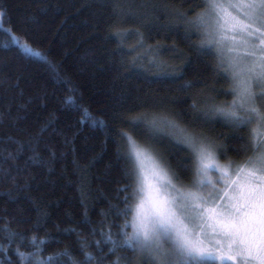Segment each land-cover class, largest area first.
Masks as SVG:
<instances>
[{
  "label": "trees",
  "instance_id": "trees-1",
  "mask_svg": "<svg viewBox=\"0 0 264 264\" xmlns=\"http://www.w3.org/2000/svg\"><path fill=\"white\" fill-rule=\"evenodd\" d=\"M207 11L206 0H0V264H148L126 242L129 136L181 184L194 158L177 129L221 161L252 155L250 128L214 112L232 94L206 47Z\"/></svg>",
  "mask_w": 264,
  "mask_h": 264
},
{
  "label": "snow or ice",
  "instance_id": "snow-or-ice-1",
  "mask_svg": "<svg viewBox=\"0 0 264 264\" xmlns=\"http://www.w3.org/2000/svg\"><path fill=\"white\" fill-rule=\"evenodd\" d=\"M207 4L216 43L237 53L233 58L236 67L245 65L233 76L247 72L239 89H233L242 102L235 106L233 101V106L220 111L238 125L256 124L250 132L255 155L235 169L221 168L208 147L187 138L204 177L213 168L222 172L219 181L223 186L217 189L207 180L214 191L205 196L202 191L177 187L158 161H154L150 179L142 157H151L128 137L136 160L138 203L133 207V233L126 242L147 252L148 264H264V108L259 106L264 103V0H207ZM238 109L249 115L241 117ZM204 185L202 178L199 186ZM17 254L24 256L19 250Z\"/></svg>",
  "mask_w": 264,
  "mask_h": 264
},
{
  "label": "rangeland",
  "instance_id": "rangeland-1",
  "mask_svg": "<svg viewBox=\"0 0 264 264\" xmlns=\"http://www.w3.org/2000/svg\"><path fill=\"white\" fill-rule=\"evenodd\" d=\"M207 12H208V14L205 13L204 18H203L204 22L202 21L203 22L202 25H203V27H205V34L204 35L207 38L206 47L212 48V50L216 53V59H217L218 64L221 66V68L228 75V79H229V83H230V89H231L230 91L232 94L231 100L226 102V104H224L222 106H218L217 108H215L214 112H216V114H219L223 118H227V120L230 121L231 123H236L232 118L226 117L220 111V109H225V110L229 109L230 106H233V101L236 102L235 106H238L242 102V98L239 97L237 91H233V89H239V87H240L239 82L242 81L246 77L247 72L241 71L240 76H238V77L233 76L234 72L244 69L245 65L239 64V66L236 67V61L233 58L236 57L237 53L236 52H228L227 48L224 46V44L216 43L217 35L214 32L213 27H212L213 17L211 16V11H210L209 7H208ZM240 52L242 54V52H243L242 48L240 49ZM259 106L261 108H264V103H261ZM238 111H239V115L241 117H245V116L249 115V113L246 112L245 109H238ZM157 123H159V122H157ZM244 125H247L250 128V132H251V129L256 128L255 123L244 124ZM157 127L160 130H163L164 128L175 129L171 125H169V126L168 125L167 126L158 125ZM188 135L189 134L186 135V133L179 131V129H177L175 133H172V136L174 138H176V140L181 141L183 144L188 146V148L191 150V152L193 154L194 175H193V179H192L190 184H181L178 181L174 180V178H173L172 174L170 173V171L168 170V168L163 164L161 159L155 153H153L151 150H149L146 146H143L141 144L136 143L142 149L146 150L147 156L151 157V158H143L142 157L145 172L149 175L150 179H151V170L153 168L154 161H158L163 166V168L167 171L169 177L172 178L173 183H175L177 185V187L181 188L183 191H193V192L202 191V194L207 196L210 192L214 191L213 188L207 184V180H209V179L212 180V182L216 185L217 189L223 186L222 183L219 181V177L222 175L221 171H219L215 168L210 169L208 174H207V177H204L203 174L200 171H198V169L200 167L198 156H197V153L194 151L192 144L189 142V139H187V138H191L197 144V146L202 145V146L208 147L214 153L215 161L221 168L230 166L231 169H235L236 167L243 165L244 162L248 159V158H246V160H244V161L242 160L239 163H233V162H229V161H221L219 159L216 151L214 150L213 145L210 142L205 141V140L200 139V138H197L198 136L197 137L195 136L194 138H192L191 136H188ZM250 138L252 141L251 136H250ZM129 153H130L131 159L133 161L134 170H135V179L137 182L136 160H135V157L131 155V146L129 148ZM253 155H255L254 151H253L251 156H253ZM202 178L205 180V185L201 189L199 186V181ZM141 195H143V194H141ZM136 203H138L137 193H135L133 207ZM133 214L134 213H133V208H132V219H133ZM131 227H132V233H133L132 220H131ZM142 254H146V256L149 258V254L147 252H142ZM203 264H216V262H203ZM230 264H231V262H230Z\"/></svg>",
  "mask_w": 264,
  "mask_h": 264
}]
</instances>
